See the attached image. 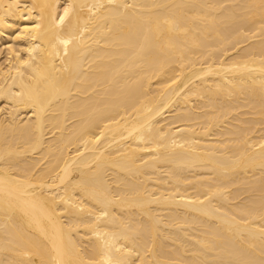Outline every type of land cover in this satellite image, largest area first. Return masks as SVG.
Segmentation results:
<instances>
[{"label": "bare ground", "instance_id": "1", "mask_svg": "<svg viewBox=\"0 0 264 264\" xmlns=\"http://www.w3.org/2000/svg\"><path fill=\"white\" fill-rule=\"evenodd\" d=\"M0 264H264V0H0Z\"/></svg>", "mask_w": 264, "mask_h": 264}, {"label": "rangeland", "instance_id": "2", "mask_svg": "<svg viewBox=\"0 0 264 264\" xmlns=\"http://www.w3.org/2000/svg\"><path fill=\"white\" fill-rule=\"evenodd\" d=\"M3 56H4V54H2V56L0 55V63H1V61L4 60V59L2 58ZM1 58H2L3 60H2Z\"/></svg>", "mask_w": 264, "mask_h": 264}]
</instances>
